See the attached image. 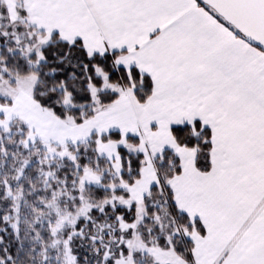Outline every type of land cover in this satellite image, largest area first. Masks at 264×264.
Wrapping results in <instances>:
<instances>
[{
	"label": "snow or ice",
	"instance_id": "obj_1",
	"mask_svg": "<svg viewBox=\"0 0 264 264\" xmlns=\"http://www.w3.org/2000/svg\"><path fill=\"white\" fill-rule=\"evenodd\" d=\"M0 264H264V0H0Z\"/></svg>",
	"mask_w": 264,
	"mask_h": 264
}]
</instances>
